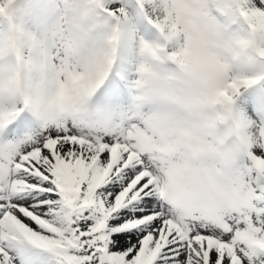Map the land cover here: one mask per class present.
<instances>
[{"label": "snow or ice", "instance_id": "1", "mask_svg": "<svg viewBox=\"0 0 264 264\" xmlns=\"http://www.w3.org/2000/svg\"><path fill=\"white\" fill-rule=\"evenodd\" d=\"M0 264H264V0H0Z\"/></svg>", "mask_w": 264, "mask_h": 264}]
</instances>
